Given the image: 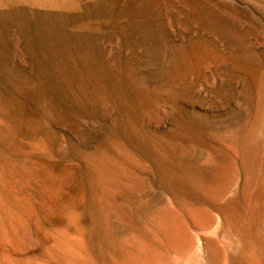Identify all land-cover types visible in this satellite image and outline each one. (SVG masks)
<instances>
[{
    "label": "rangeland",
    "instance_id": "rangeland-1",
    "mask_svg": "<svg viewBox=\"0 0 264 264\" xmlns=\"http://www.w3.org/2000/svg\"><path fill=\"white\" fill-rule=\"evenodd\" d=\"M0 178V264H264V0H0Z\"/></svg>",
    "mask_w": 264,
    "mask_h": 264
},
{
    "label": "bare ground",
    "instance_id": "bare-ground-1",
    "mask_svg": "<svg viewBox=\"0 0 264 264\" xmlns=\"http://www.w3.org/2000/svg\"><path fill=\"white\" fill-rule=\"evenodd\" d=\"M208 63H209V62H208ZM203 66H204V65H203ZM206 67H207V66H206ZM206 69H207V68H206ZM194 72H195V71H194ZM134 114H135V113H134ZM147 114H148V112H145L144 110H142L139 114L137 113V114L133 115L134 117H133V119H132V121H131L133 127H137V126L140 124V122L144 121V120L148 117ZM95 159H96V158H95ZM125 159H126V158H125ZM98 160H99V159H98ZM99 162H101V161H99ZM99 162H94V161H92L93 168H94L95 171H96V172H93V173H96L95 175H97V176L95 177V184H96V186H95L96 188H95V189L98 190V193H99L100 199L103 201V203L106 205V207L108 208V206H109V207L112 209V211H111V213H110L111 215H110L108 212H105V214H104L105 221H106L107 223H109V225H111L113 228H114V227H122V226L125 224V219H126V217H127V216H126V211H125L124 209H120V208H117V209H116V208L114 207V203H113V200H112L111 197H112V191H113V189H116V190L118 191L119 188L122 187V185H121L122 183H121V182H122L123 180H122L121 182H119L118 178H115V177H114L115 175L113 174V172H111V173H112L114 176L109 172V171H111V170H108V171H107L105 168H103V165H102V164H101V165L98 164ZM29 168H30V167H29ZM44 168H46V167H44ZM44 168H43V169H44ZM47 168H48V167H47ZM30 169H31V168H30ZM30 169H28V171H29ZM108 169H109V168H108ZM32 170H33V168H32L30 171H32ZM44 170L46 171V169H44ZM49 170H50V169H49ZM124 170H125V169H124ZM164 171H165V170H164ZM48 172H49V171H48ZM52 172H53V171H52ZM167 172H168V170H167ZM29 173H31V172H29ZM93 173H92V174H93ZM33 174H34V173H33ZM45 174H46V173H45ZM28 175H29V174H28ZM52 175H53V174H52ZM123 175H124V174H123ZM126 175H127V174H126ZM45 176H46V175H45ZM47 177H49V176H46V177H44V178H47ZM117 177H118V176H117ZM124 177H125V176H124ZM24 178H25V177H24ZM50 178H51V177H50ZM54 178H56V177H54ZM119 178L121 179L122 177H119ZM0 179H3V178H0ZM56 179H57V178H56ZM123 179H124V178H123ZM126 179H127V178H126ZM20 180H21V179H20ZM47 180H48V181H49V180L52 181L53 179H48V178H47ZM197 180H198V179H197ZM1 181H4V180H1ZM48 181H46V183H47ZM51 181H49V184L51 183ZM55 181H57V180H55ZM126 181H127V180H126ZM128 181H129V180H128ZM129 182H130V181H129ZM126 183H128V182H126ZM132 183H134V182H132ZM185 183H186V182H185ZM195 183H196V182H195ZM4 184H5V183H4ZM22 184H23V183H22ZM51 184H52V183H51ZM54 184H55V183H54ZM58 184H59V182H58ZM124 184H125V183H124ZM199 184H200V183H198V185H199ZM1 185H3V184H1ZM126 185L128 186V184H126ZM132 185L136 186V184H131L129 187L131 188ZM186 185H187V183H186ZM200 185H201V184H200ZM56 186H57V184H56ZM127 186H125V187H127ZM187 186H188V185H187ZM194 186H197V185H194ZM194 186H192V187H194ZM49 187H50V185H49ZM125 187H124L123 190H125ZM183 187H184V186H183ZM192 187H191V188H192ZM199 187H200V186H199ZM199 187H198V188H199ZM1 188H2V186H1ZM57 188H58V186H57ZM112 188H113V189H112ZM191 188H188V190H187V188H186V191H189V189H191ZM202 188H203V186H202ZM3 189H4V188H3ZM128 189H129V188H126V190H128ZM195 189H196V187H195ZM203 189H204V188H203ZM203 189H202V190H203ZM0 190H1V189H0ZM184 190H185V189H184ZM193 190H194V189H192V192H194ZM202 190H201V191H202ZM3 191H4V190H3ZM3 191H2V192H3ZM114 191H115V190H114ZM206 191H207V190H206ZM18 192H19V191H18ZM123 192H124V191H123ZM198 192H199V191H198ZM202 192H204V190H203ZM194 194H196V193H194ZM1 195H2V194H1ZM196 195H197V194H196ZM6 196H7V198H8V195H7V194H6ZM260 196H261V195H260ZM262 196H264V195H262ZM262 196H261L260 198H262ZM0 197H1V200H3V197H2V196H0ZM257 197H259V195H258ZM258 199H259V198H257L258 203L255 202V201H256L255 199L253 200V201L257 204V206H258V204L261 202V201H259ZM263 200H264V198H263ZM5 201H6V200H5ZM5 201H4V202H5ZM253 201H252V202H253ZM8 202H9V201H8ZM12 202H13V201H11V203H12ZM55 202H56V201H55ZM13 203H14V202H13ZM16 203H17V202H16ZM70 203H71V202H70ZM8 204H9V203H7V201H6V205H8ZM58 204H59V203H58ZM71 204H72V203H71ZM262 204H263V203L261 202V203H260V206L263 207L264 204H263V205H262ZM10 205H11V204H10ZM14 205H15V204H14ZM54 205H57V203L54 204ZM101 205H102V204H101ZM248 205H251V203H249ZM252 205H253V206H251V207H255V206H256V205H254V203H253ZM70 206H71V205H70ZM72 206H73V205H72ZM237 206H238V205H236L235 207H237ZM260 206H259V209H260ZM18 207H19V206H18ZM18 207H15L14 209H16V208H18ZM57 207H58V206H57ZM230 207H232V206H230ZM235 207H234V208H235ZM10 208H12V207H10ZM74 208H75V207H74ZM102 208H103V207H102ZM222 208H223V207H222ZM14 209H13V210H14ZM70 209H71V208H70ZM72 209H73V208H72ZM232 209H233V208H232ZM259 209H258V210H259ZM200 210H201V208H200ZM217 210H218V209H217ZM226 210H228V209H226ZM226 210H223L224 212L221 211L220 213H222V215H223L224 213H227ZM234 210H235V209H234ZM256 210H257V208L255 207V212H257ZM262 210H264V208H263ZM19 211H20V210H19ZM202 211H203V210H202ZM230 211H231V209L229 210V212H230ZM205 212H206V211H205ZM233 212H234V211H233ZM251 212H252V211H251ZM251 212H249V213L246 212V213L250 214ZM258 212H260V210H259ZM16 213H17V209H16ZM19 213H20V212H18V214H19ZM208 213H209V212H208ZM220 213H219V214H220ZM11 214H13V213H11ZM20 214H22V213H20ZM20 214H19V215H20ZM24 214H25V213H24ZM24 214H22L21 217H22ZM228 214H229V213H228ZM234 214H235V216H236L237 213L234 212L232 215H234ZM241 214H242V213H241ZM252 214H253V213H252ZM252 214H251V215H252ZM13 215H14V214H13ZM27 215H28V214H27ZM69 215H70V213H69ZM211 215H212V214H211ZM230 215H231V214H230ZM251 215H250V216H251ZM254 215H255V213H254ZM254 215H252V216H254ZM218 216H219V215H218ZM225 216H226V215H225ZM23 217H24V216H23ZM206 217H207V216H206ZM220 217H221V216H220ZM227 217H229V215H227ZM248 217H249V216H248ZM24 218H25V217H24ZM24 218H22V221L24 220ZM207 218H208V217H207ZM207 218H205V219L207 220ZM236 218H237V216H236ZM251 218H253V217H251ZM251 218H250V219H251ZM254 218H255V219H256V218H260V219L256 220V221H259V222H260L262 219H263V221H264L263 216H262V218H261V215H259V214H258L257 217H254ZM254 218H253V220H255ZM11 219H12V218H11ZM11 219H10V220H11ZM16 219H17V218H16ZM205 219H204V221H205ZM213 219H214V217L212 216V218L210 219V220H212L211 222L214 221ZM229 219H230V220H228V218L226 219L225 217L221 218V220H222L221 222L223 223V226H224V227H227L228 225H229V226H230V225L232 226V224L235 225V222H236V225H235L234 227L232 226L233 229L236 228V227H237V228H241V227H238L239 225L237 224V223H238L237 221H234V223H231V224L229 223V221L233 222L232 220H235V219H233L232 216L229 217ZM231 219H232V220H231ZM240 219H241V218H240ZM12 220H14V219H12ZM215 220H216V219H215ZM218 220H219V218H218ZM237 220H238V219H237ZM25 221H26V220H25ZM197 221H198V220H197ZM202 221H203V220H202ZM9 222H10V221H9ZM23 222H24V221H23ZM211 222H210V225H212V224L214 225V224H215L214 222L211 224ZM182 223H183V222H182ZM199 223H201V222L199 221ZM199 223H198V225H199ZM203 223H204V222H203ZM207 223H208V225H209V220H207ZM252 223H253V222H252ZM252 223H251V224H252ZM164 224H165V223H164ZM218 224H219V221H218ZM11 225H12V224H11ZM220 225H221V224H220ZM237 225H238V226H237ZM261 225H263V222L261 223ZM7 226H8V225H7ZM183 226H184V225H183ZM183 226H182V227H183ZM205 226H206V225H205ZM231 226L229 227V230L232 229ZM259 226H260V223H259ZM11 227H12V226H11ZM11 227L9 226V228H11ZM13 227H14V226H13ZM200 227H201V225H200ZM224 227H223V228H224ZM253 227H254V226H253ZM263 227H264V226H263ZM216 228H217V227H216ZM230 228H231V229H230ZM220 229H222V226H221ZM224 229H225V228H224ZM233 229H232V231H233ZM246 229H248V227H247ZM238 230H239V229H238ZM238 230L235 229V231L238 232L237 234H239L241 231H243V230H241V229H240V231H238ZM248 230H249V229H248ZM248 230H247L246 232H249ZM261 230H262V229H261ZM261 230H260V231H261ZM14 231H15V230H14ZM14 231H12V233H13ZM244 231H245V228H244ZM255 231H256V230H255ZM258 231H259V230H258ZM263 231H264V230H263ZM263 231H262V233H264ZM83 232H84V231H83ZM204 232H205V231H204ZM246 232H244L242 235L244 236V234H245V236L247 237V236H249V235H247ZM12 233H11V234H12ZM65 233H66V232H65ZM182 233H183V232H182ZM221 233H222V231H221ZM227 233H228V232H227ZM230 233H231V232H230ZM233 233H234V231H233L231 234H233ZM241 233H242V232H241ZM241 233H240V234H241ZM252 233L254 234V232H252ZM255 233H257V232H255ZM258 233H259V232H258ZM262 233H260V234H262ZM9 234H10V233H9ZM11 234H10V235H11ZM212 234H214V233H212ZM237 234L235 235V233H234V235H235L236 237H240V238H241V236H237ZM249 234H250V233H249ZM253 234H252V235H253ZM13 235H15V233H13ZM13 235H11L12 238H14ZM204 235H205V234H204ZM214 235H215V234H214ZM262 235H263V234H262ZM15 236H16V235H15ZM184 236H185V235H184ZM223 236H224V235H223ZM227 236H231V235L228 233ZM232 236H233V235H232ZM256 236H259V235L256 234ZM59 237L62 238L61 236H59ZM209 237H210V236H209ZM253 237H254V236H253ZM263 237H264V236H263ZM263 237H262V239H263ZM16 238H17V237H16ZM16 238H15V239H16ZM21 238H22V237H21ZM60 238H59V239H60ZM63 238H64V237H63ZM63 238H62V239H63ZM211 238H213V237L211 236ZM216 238H217V236H216ZM223 238H224V237H223ZM249 238H250V237H249ZM258 238H259V240L261 241V239H260L261 236H260V237H257V239H258ZM182 239L184 240V237H183ZM197 239H198V238H197ZM238 239H239V238H238ZM247 239H248V237H247ZM17 240H18V239H17ZM63 240H65V239H63ZM231 240H232V239H231ZM239 240H240V239H239ZM250 240H252V236H251V239H249L248 241H250ZM259 240H258V241H259ZM58 241H61V239L58 240ZM184 241H185V240H184ZM184 241H183V243L179 241V245H178V246H180V245H181V247L183 246L182 249L185 248L184 246L186 245V243H185V245H184ZM188 241H189V239H188ZM195 241H196V240H195ZM205 241H206V240H205ZM248 241H247V242H248ZM253 241L255 242V240H253ZM14 242H15V241H14ZM14 242H13V243H14ZM62 242H63V241H62ZM175 242H176V241H175ZM186 242H187V241H186ZM247 242L245 241V244H246ZM18 243H20L19 240H18ZM65 243H68V242L65 241ZM176 243H178V242H176ZM176 243H174V244H176ZM180 243H182V244H180ZM205 243H206V242H205ZM227 243H228V242H227ZM227 243H226V244H227ZM234 243H235V241H234ZM238 243H239V242H238ZM258 243H259V245L261 244L260 242H258ZM262 243H264V240H262ZM14 244H15V243H14ZM16 244H17V243H16ZM16 244H15V245H16ZM89 244H90V243H89ZM89 244H88V246H89ZM91 244H93V243H91ZM113 244H114V243H113ZM187 244H188V243H187ZM195 244H196V243H194V245H195ZM213 244H214V243H213ZM224 244H225V243H224ZM245 244H244V245H245ZM256 244H257V243H256ZM17 245H19V244H17ZM77 245H78V244H77ZM98 245H99V244H98ZM170 245H171V244H170ZM170 245H169V246H170ZM216 245H217V244H216ZM246 245H247V244H246ZM246 245H245V247H246ZM259 245H258V246H259ZM62 246H64L63 243H62ZM74 246H75V245H74ZM74 246H73V247H74ZM90 246H91V245H90ZM102 246H103V245H101V247H102ZM173 246H174V245H173ZM176 246H177V245H175V247H176ZM210 246H211V245H209V247H210ZM219 246H220V245H219ZM262 246H263V245H262ZM262 246L260 245L259 247H261L263 250H261V248H259V250H261V251L264 252V247H262ZM14 247H15V246H14ZM77 247H78V246H77ZM77 247H76V248H77ZM79 247H80V246H79ZM101 247H100V248H101ZM113 247L115 248V245H113ZM181 247H179V248L176 247V249H178V251H181V250H180ZM192 247H193V246H192ZM192 247H191V248H192ZM253 247H254V246H253ZM60 248H61V247H60ZM66 248H68V247H66ZM76 248H74V249H72V250L75 252V249H76ZM82 248H83V247H82ZM86 248H87V247H86ZM86 248L81 249L82 253H83V250L86 249ZM193 248H194V249H191L192 252L190 251V253H191L192 256H190V254L187 255V254H188V253H187V254H185V257H186V258H183L184 255H183V256L181 255V256H182V258L180 257L181 260H176V261L173 262L172 264H198L199 261H198V262H197V261L194 262L193 259H192L193 261L191 262V257L194 258V259H196V258L200 259V258H199V255H200V253H201V251H202V250H201V246H200V242H198V243L196 244V247H193ZM210 248H212V250H209L210 254H212V256H213L212 258L216 259L217 255L215 254V255H216V257H215V255H213V253H214V252H217V253H218V252L220 251V250H219L220 248L217 247V249H218V250L216 249L217 251H213V250H214V249H213L214 247H212V246H211ZM210 248H209V249H210ZM222 248H223V247H222ZM235 248H236V246H235ZM247 248H249L248 245H247ZM247 248H246V249H247ZM251 248H252V247H251ZM255 248H257V247L255 246ZM255 248H253V249H255ZM16 249H17V248H16ZM108 249H109V248H108ZM108 249H107L106 251H108ZM187 249H188V248H187ZM227 249H228V248H227ZM239 249H242V248H239ZM239 249H237V250H239ZM64 250H66V249H64ZM76 250H77V249H76ZM78 250H79V249H78ZM78 250H77V253L79 252ZM88 250H89V249H88ZM110 250H111V249H110ZM229 250H230V249H229ZM231 250H232V249H231ZM251 250H252V249H251ZM66 251H67V250H66ZM89 251H90V250H89ZM104 251H105V249H104ZM114 251H116V248H115ZM212 251H213V252H212ZM221 251H222V250H221ZM257 251H258V249H257ZM257 251L254 250V252H257ZM261 251H260V253H261ZM70 252H71V251H70ZM84 252H85V250H84ZM87 252H88V251H86L85 253H87ZM116 252H117V251H116ZM116 252H115V253H116ZM149 252H150V251H149ZM244 252H245V251H244ZM244 252H243V253H242V251L239 252V253H242V254H240V256H242V260H243V257H244V256H243V255H244ZM247 252H248V249H247ZM251 252H252V251H251ZM82 253L80 252V253L78 254L79 257L81 256ZM85 253H83V254H85ZM88 253H90V252H88ZM124 253H125V252H124ZM220 253H221V252H219V254H220ZM222 253H223V256H220ZM222 253L219 255V256L222 258V259H221V258L219 257L220 264H226V263H227V262H226V258H224L226 255L224 256V252H222ZM232 253H234V252H232ZM245 253H246V252H245ZM90 254H92V252H91ZM106 254H107V253H106ZM112 254H113V252H112ZM246 254H247V253H246ZM246 254H245V255H246ZM253 254H256V253H253ZM253 254H252V256H253ZM262 254H263V253H262ZM262 254H261V255H262ZM49 255H51V254H49ZM67 255H68V254H67ZM72 255H73V254H72ZM74 255H75V254H74ZM119 255H120V253H119ZM186 255H187V256H186ZM257 255H258V252H257ZM51 256H53V255H51ZM82 256H83V255H82ZM82 256H81V257H82ZM84 256H85V255H84ZM87 256H88V255H87ZM90 256H91V255H90ZM101 256H102V255H101ZM111 256H112V255H111ZM111 256H110V254H109V258H110ZM114 256H115V255H114ZM158 256H159V255H158ZM161 256H162V255H161ZM200 256H201V255H200ZM252 256H251V257H248V260H247L248 263H249V258H252ZM258 256H259V255H258ZM1 257H2V255H1ZM72 257H73V256H72ZM85 257H86V256H85ZM121 257H122V260H123V256H121ZM121 257H120V258H121ZM147 257H148V256H147ZM187 257H189V258H187ZM262 257H263V256H262ZM55 258H56V257H55ZM68 258H69V257H68ZM90 258H93V257L91 256ZM106 258H107V257H106ZM148 258H149V257H148ZM153 258H154V257H153ZM153 258H152V259H153ZM210 258H211V257H210ZM212 258H211V259H212ZM234 258H235V257H234ZM84 259H85V258H84ZM84 259H83V260H84ZM88 259H89V258H88ZM104 259H105V258H104ZM146 259H147V258H146ZM146 259L144 258V260H146ZM149 259H150V258H149ZM177 259H178V258H177ZM240 259H241V257H240ZM240 259L238 258V261H240ZM245 259H247V258H245ZM252 259L255 260V261L253 262ZM252 259H251L252 262L256 264V261H258V260H256V259H260V258H259V257H257V258L255 257V259H254V257H253ZM57 260H58V259H57ZM70 260H71V258H70ZM77 260H79V259H77ZM80 260H81V259H80ZM83 260H82V261H83ZM86 260H87V259H85V261H86ZM101 260H103V259H101ZM108 260H109V259H108ZM108 260H107V262H108ZM114 260H115V259H114ZM126 260H127V259H126ZM142 260H143V259H142ZM144 260H143V261H144ZM153 260H154V259H153ZM202 260H203V258H202ZM221 260H222V261H221ZM235 260H236V259H235ZM65 261H66V260H65ZM72 261H73V260H72ZM74 261H75V259H74ZM94 261H95V260H94ZM94 261H93V262H94ZM103 261H104V260H103ZM103 261H102V262H103ZM115 261H116V260H115ZM117 261H118V260H117ZM120 261H121V260H120ZM150 261H151V262H150ZM150 261H149L150 264H152V260H150ZM211 261H212V260H211ZM211 261H210V262H211ZM217 261H218V259H217ZM244 261H245V260H244ZM260 261H261V260H260ZM67 262H68V261H67ZM83 262H84V261H83ZM83 262H82V263H83ZM154 262H155V261H154ZM193 262H194V263H193ZM241 262H242V261H240L239 263L241 264ZM2 263H4L3 260H2ZM75 263H76V262H75ZM86 263H87V261H86ZM86 263H85V264H86ZM88 263H89V262H88ZM108 263H109V262H108ZM127 263H128V262H127ZM141 263H142V264H145V262H141ZM141 263H140V264H141ZM216 263H218V262H216ZM245 263H246V262H245ZM245 263H244V264H245ZM253 263H252V264H253ZM260 263H262V261H261ZM6 264H9V263L7 262ZM123 264H124V263H123ZM129 264H130V263H129ZM146 264H147V262H146ZM148 264H149V263H148ZM210 264H211V263H210ZM214 264H215V263H214ZM218 264H219V263H218ZM236 264H237V263H236ZM246 264H247V263H246ZM257 264H258V263H257Z\"/></svg>",
    "mask_w": 264,
    "mask_h": 264
}]
</instances>
